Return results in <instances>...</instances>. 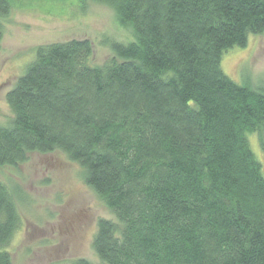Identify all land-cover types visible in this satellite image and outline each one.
Instances as JSON below:
<instances>
[{
	"label": "trees",
	"instance_id": "1",
	"mask_svg": "<svg viewBox=\"0 0 264 264\" xmlns=\"http://www.w3.org/2000/svg\"><path fill=\"white\" fill-rule=\"evenodd\" d=\"M91 1L135 41L103 65L88 39L38 45L5 94L0 166L58 150L111 210L92 239L98 262L70 264H264V175L248 138L261 133L264 153V93L221 65L264 32V0ZM14 194L0 179V264H13L23 224Z\"/></svg>",
	"mask_w": 264,
	"mask_h": 264
},
{
	"label": "rangeland",
	"instance_id": "2",
	"mask_svg": "<svg viewBox=\"0 0 264 264\" xmlns=\"http://www.w3.org/2000/svg\"><path fill=\"white\" fill-rule=\"evenodd\" d=\"M10 12L0 15V125L12 112L6 93L33 60L38 45L88 39L91 63L103 65L114 56V44L136 36L121 26L112 8L91 0H9ZM241 48L224 52L222 67L236 83L264 93V32L251 34ZM261 133L248 135L264 175ZM18 166H0V179L14 188L22 226L9 244L13 264H70L79 257L98 262L92 239L99 219L115 216L81 178V168L62 152H32Z\"/></svg>",
	"mask_w": 264,
	"mask_h": 264
}]
</instances>
